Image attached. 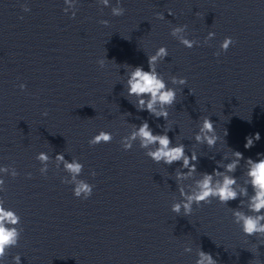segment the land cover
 Listing matches in <instances>:
<instances>
[{"label":"clouds","instance_id":"obj_1","mask_svg":"<svg viewBox=\"0 0 264 264\" xmlns=\"http://www.w3.org/2000/svg\"><path fill=\"white\" fill-rule=\"evenodd\" d=\"M63 2L65 7L62 11L65 14L70 13V19H74L78 11V0H63ZM97 4L101 6V9L110 7L111 15L114 17L123 16L126 12L121 0H116L115 6L111 5L110 0H97ZM21 8L24 12L31 11L26 3L22 4ZM168 14L172 15L171 10ZM156 18L164 20L165 15L157 13ZM99 23L105 27L109 25L108 20H100ZM187 29L186 24L172 26L170 35L185 48L199 47L201 42L188 38ZM215 35V32L209 31L204 37V43L213 40ZM234 44V39L226 36L220 42L219 51L214 55L219 56L227 52ZM168 56L167 47L160 46L154 53L147 55L148 70H145L143 66L127 65V78L123 85L127 93L125 98L138 112L147 111L150 116L156 119L162 118L165 123L157 125L162 129L157 133L146 119L137 117L141 119L139 125L126 122L129 131L119 141L122 150L130 151L134 145H138L144 151V155L155 164H163L167 167L173 164L179 165L173 172L174 178H169L175 181L178 192V198L173 196L170 205V211L173 214L189 217L193 214L194 208L211 205L213 201L228 206L229 202L239 200L236 208L228 206L233 223L239 227L245 237H255L261 241V245H264V153H258L257 159L245 158L242 152L228 147L231 155L224 154L222 159L215 161L216 167L211 173L198 170L199 156L196 152L189 151L179 139V135H176L173 141L168 135L169 131H172L171 127H164L168 123L169 109L177 103V86L182 91L183 86L187 85L185 77L170 75L166 80L164 74L158 71L159 65ZM108 61L110 60L105 56L99 58L96 63L104 69ZM18 87L21 91L26 90L24 83L19 84ZM128 97H133L134 101L129 100ZM42 115L46 117L48 112L45 110ZM210 117L199 116L198 131L193 136L196 144L205 145L209 149L215 148L221 141V136L215 128V122ZM227 135V130H225L223 140L226 144L224 137ZM113 139L112 132L101 129L88 140V144L90 147H95L110 144ZM245 140V149H251L260 140V134L257 132L249 135L245 137ZM35 159L41 165L39 168L41 175H47L50 164H54L57 170L66 173L60 178L61 183L72 186V194L75 198L87 200L92 196L95 185L80 178L84 171V164L78 158L72 157L69 160L65 158L63 152L51 156L45 151H40ZM242 161L244 170L240 176H236L235 173L241 168ZM90 174L93 177L96 175L94 171ZM18 175L19 172L13 165L0 166V192H6L5 176L15 179ZM26 176L28 179L32 178L30 172ZM249 189H251V194ZM6 204V199L0 196V264L9 255L10 250L18 246L24 231L21 216ZM183 251L191 254L194 250L191 244H185ZM195 256L194 264H218L213 254L205 252L201 247L195 249ZM13 264H21L19 255L13 257Z\"/></svg>","mask_w":264,"mask_h":264}]
</instances>
